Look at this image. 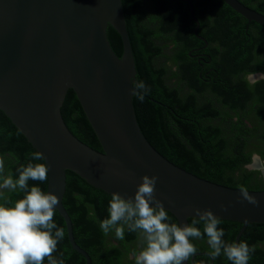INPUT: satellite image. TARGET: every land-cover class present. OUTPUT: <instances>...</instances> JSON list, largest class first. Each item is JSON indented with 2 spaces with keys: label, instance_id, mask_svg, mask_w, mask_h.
Listing matches in <instances>:
<instances>
[{
  "label": "trees",
  "instance_id": "obj_1",
  "mask_svg": "<svg viewBox=\"0 0 264 264\" xmlns=\"http://www.w3.org/2000/svg\"><path fill=\"white\" fill-rule=\"evenodd\" d=\"M191 1L195 16L200 19L204 12L214 13L218 30L226 38L232 36L229 18L223 15L235 12L223 0ZM240 1L264 14V0ZM122 7L134 55L135 81L142 80L150 88L142 102L133 96L138 124L149 143L169 161L204 179L229 187L264 189L262 173L245 167L254 152L264 158V80L251 86L245 79L248 72H264V60L250 63L251 56L234 49L235 44L241 45V40H218L219 55L212 54L209 64L215 74L206 82L199 76L201 62L188 56L195 27L188 3L122 0ZM107 35L112 49L120 56L119 35L111 26L107 27ZM168 43L176 48L174 53L163 52ZM261 44L264 46V41ZM61 114L75 136L94 149H101L72 89L66 93ZM35 151L0 110L3 175L18 178V169L32 162ZM34 184L46 190L47 182L29 181L30 186ZM4 192L12 202L24 195ZM110 199V194L66 171L63 204L71 218L75 242L89 254L91 264H135L133 252L144 246L143 234L130 232L125 226L124 239L119 240L114 229L105 235L100 228V223L109 217ZM168 213L170 221L177 223ZM193 219L198 218H189V225ZM53 220L65 232L53 257L63 260V264H84L85 258L70 245L65 222L57 211ZM220 221L218 227L224 230V241L234 243L241 224ZM196 226L203 234V224ZM241 241L255 248L248 263L264 264V223L248 224L238 243ZM191 242L198 254L188 264H232L223 253L215 258L209 255L212 249L206 235L192 238ZM44 264H48L47 258Z\"/></svg>",
  "mask_w": 264,
  "mask_h": 264
},
{
  "label": "water",
  "instance_id": "obj_2",
  "mask_svg": "<svg viewBox=\"0 0 264 264\" xmlns=\"http://www.w3.org/2000/svg\"><path fill=\"white\" fill-rule=\"evenodd\" d=\"M189 12L198 28L191 0ZM248 22L264 26V14L240 0H223ZM119 35L111 47L107 27ZM135 62L122 0H0V110L49 165L45 191L57 194V211L73 249L91 264L74 239L63 204L66 171L112 195H134L143 175H156V197L177 220L189 224L195 209L246 226L264 223V189H247L258 205L241 202L240 189L199 177L160 154L146 139L133 106ZM72 89L100 144L81 141L67 127L61 106ZM221 204L229 205L224 211ZM196 252L182 264L193 262ZM210 255V253H209ZM211 256V255H210ZM249 264V263H248Z\"/></svg>",
  "mask_w": 264,
  "mask_h": 264
},
{
  "label": "clouds",
  "instance_id": "obj_3",
  "mask_svg": "<svg viewBox=\"0 0 264 264\" xmlns=\"http://www.w3.org/2000/svg\"><path fill=\"white\" fill-rule=\"evenodd\" d=\"M249 85L254 86L264 80V72L248 73L245 77ZM133 96L141 102L150 92L142 80L133 84ZM41 151L32 153L31 161L18 169V178L11 174L4 176L5 160L0 157V264H63L53 253L58 241L63 239V228L57 227L53 220L54 210L60 203L57 194L44 191L39 185H29V181L47 182L49 165ZM248 171L264 173V158L252 153L251 160L245 165ZM156 175H143L134 195L113 192L109 202V217L100 223L105 235L114 229L115 237L124 239L125 226L130 232L143 234L144 246L139 252H133L135 264H182L193 256L197 248L192 238L206 235L212 249L210 255L219 257L222 253L232 264H248L255 251L247 242L226 243L224 230L219 228L220 219L211 209H195L198 219L191 224H177L170 221L168 210L156 197ZM4 190L23 193L22 198L10 201ZM241 202L258 205L259 200L244 187L240 189ZM229 205L221 204L224 211ZM203 224V234L196 225Z\"/></svg>",
  "mask_w": 264,
  "mask_h": 264
},
{
  "label": "flooded vegetation",
  "instance_id": "obj_4",
  "mask_svg": "<svg viewBox=\"0 0 264 264\" xmlns=\"http://www.w3.org/2000/svg\"><path fill=\"white\" fill-rule=\"evenodd\" d=\"M223 16L224 17L227 16L229 18L228 19L230 22L229 29H230V34L232 35L230 38L224 37L221 31L218 30L220 27H218L216 15L214 13L204 12L200 19L197 16H195L198 19L199 24L196 34L194 31L195 27L193 28L194 40H190V41L194 43L191 45L190 49L188 50V56L191 59H195L197 62L199 61L201 62L199 76L206 82H210V79L215 74L214 71L215 69L209 64L212 54L219 55L220 47L218 40H241V45L237 46V44H235L234 49L240 50L241 53H244V55H246L247 57L251 56V61L252 60L253 61L252 62L250 61V63L254 64L259 60H264V46H262L261 44V42L264 41V31H262V29L264 30V26L262 25L261 27L259 26L258 23L254 21L248 22L242 15H240L237 12L235 13L228 12V15H223ZM244 22H245V27H243ZM242 30L243 33H241ZM172 46L173 44L168 43L166 47L163 49V52H167L168 50H170L168 54H171V52L174 53L176 48ZM251 73L259 74L262 72L252 71ZM247 122H250V119H248Z\"/></svg>",
  "mask_w": 264,
  "mask_h": 264
},
{
  "label": "bare ground",
  "instance_id": "obj_5",
  "mask_svg": "<svg viewBox=\"0 0 264 264\" xmlns=\"http://www.w3.org/2000/svg\"><path fill=\"white\" fill-rule=\"evenodd\" d=\"M263 175H264V173H263Z\"/></svg>",
  "mask_w": 264,
  "mask_h": 264
},
{
  "label": "rangeland",
  "instance_id": "obj_6",
  "mask_svg": "<svg viewBox=\"0 0 264 264\" xmlns=\"http://www.w3.org/2000/svg\"><path fill=\"white\" fill-rule=\"evenodd\" d=\"M264 176V175H263Z\"/></svg>",
  "mask_w": 264,
  "mask_h": 264
}]
</instances>
